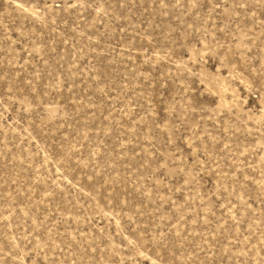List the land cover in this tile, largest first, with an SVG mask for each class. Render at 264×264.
<instances>
[{
	"label": "rangeland",
	"instance_id": "obj_1",
	"mask_svg": "<svg viewBox=\"0 0 264 264\" xmlns=\"http://www.w3.org/2000/svg\"><path fill=\"white\" fill-rule=\"evenodd\" d=\"M0 264H264V0H0Z\"/></svg>",
	"mask_w": 264,
	"mask_h": 264
}]
</instances>
